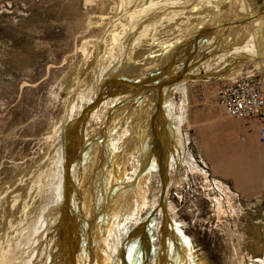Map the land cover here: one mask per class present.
<instances>
[{"label": "bare ground", "instance_id": "bare-ground-1", "mask_svg": "<svg viewBox=\"0 0 264 264\" xmlns=\"http://www.w3.org/2000/svg\"><path fill=\"white\" fill-rule=\"evenodd\" d=\"M89 3L64 59V117L47 133L48 160L0 193V264H186L168 215L155 256L146 231L138 232L143 194L156 177L169 193L184 166L208 178L201 162L238 186L264 188V148H254L252 137L251 145L233 138L231 149L240 152L230 159L229 149L207 150L209 162L194 154L187 98L189 83L233 81L245 63L264 67V0ZM94 122L100 127L90 133ZM131 130L128 151L141 172L128 179L115 140ZM225 213L218 198V214Z\"/></svg>", "mask_w": 264, "mask_h": 264}, {"label": "rangeland", "instance_id": "rangeland-1", "mask_svg": "<svg viewBox=\"0 0 264 264\" xmlns=\"http://www.w3.org/2000/svg\"><path fill=\"white\" fill-rule=\"evenodd\" d=\"M89 1L97 7L105 2L0 0V193L21 178L30 177L48 160V148L50 146L51 151L54 145L51 140H46L47 133L64 117L62 101L67 94L66 86L60 85L67 72L64 59L70 57L75 37L87 18ZM164 29L160 28V32L167 30ZM245 65L243 73L255 69L251 63ZM230 81L212 80L187 85L192 150L206 162L209 160L201 145L203 133H208L214 141L210 144L205 140L208 143L206 151L229 149L227 159L240 152L238 148L231 149L233 137L227 132L230 129L239 131V136L234 137L237 138L235 143L248 141L251 145L252 137L254 148H264L252 126L230 119L218 105V92ZM183 99V94H177L175 103L179 105ZM229 121L236 124L233 129ZM99 127L100 123L94 122L89 132L93 133ZM133 136L131 130L122 140L120 137L115 140L128 179L141 172L135 156L128 151V140ZM136 144L138 141L132 149ZM200 165L207 171L208 178L184 166L169 193L163 186L162 177L154 178L149 193L143 194L146 207L138 232L146 231L147 242L155 256L162 249L159 239L165 218L169 216L173 224L171 230H176L177 237L186 246V264H264V188L261 185L255 189L238 186L231 176L215 173L209 163L201 162ZM216 184L221 185L226 194L218 191ZM218 198L222 199L225 214H218ZM149 215L153 219H148ZM146 221L149 222L147 227ZM142 242L143 238L134 249L138 255ZM174 252L172 245L171 258ZM147 263L145 258L143 264ZM150 264H155L154 258Z\"/></svg>", "mask_w": 264, "mask_h": 264}, {"label": "built area", "instance_id": "built-area-1", "mask_svg": "<svg viewBox=\"0 0 264 264\" xmlns=\"http://www.w3.org/2000/svg\"><path fill=\"white\" fill-rule=\"evenodd\" d=\"M250 71L222 85L217 103L230 119L256 127L258 139L264 144V67Z\"/></svg>", "mask_w": 264, "mask_h": 264}, {"label": "crops", "instance_id": "crops-1", "mask_svg": "<svg viewBox=\"0 0 264 264\" xmlns=\"http://www.w3.org/2000/svg\"><path fill=\"white\" fill-rule=\"evenodd\" d=\"M228 124L230 125V126H232V129H233V127L236 125L234 122H232V121H229L228 122ZM254 128V127H253ZM243 130H246V128H242ZM254 130H256V128H254ZM241 132V131H240ZM244 133H246L245 131H243ZM230 133H232V134H229V136H232L233 138L236 136H239V131H236V130H234L233 129V131L230 129ZM242 133V132H241ZM248 133V132H247ZM235 139V138H234ZM205 140H207L210 144H212V143H214V141H213V138H211L210 136H209V134L207 133V135H206V133L204 134L203 133V138L201 139V145H202V148L204 149L203 151H204V154L206 153V148L205 147H208V143H206V141Z\"/></svg>", "mask_w": 264, "mask_h": 264}]
</instances>
